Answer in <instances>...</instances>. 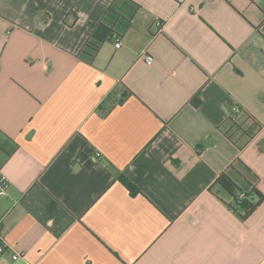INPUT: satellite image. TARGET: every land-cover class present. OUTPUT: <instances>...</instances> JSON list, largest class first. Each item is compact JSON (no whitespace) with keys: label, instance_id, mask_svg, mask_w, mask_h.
<instances>
[{"label":"crops","instance_id":"crops-1","mask_svg":"<svg viewBox=\"0 0 264 264\" xmlns=\"http://www.w3.org/2000/svg\"><path fill=\"white\" fill-rule=\"evenodd\" d=\"M127 1L0 0V264H264V0Z\"/></svg>","mask_w":264,"mask_h":264},{"label":"trees","instance_id":"trees-1","mask_svg":"<svg viewBox=\"0 0 264 264\" xmlns=\"http://www.w3.org/2000/svg\"><path fill=\"white\" fill-rule=\"evenodd\" d=\"M126 2L130 4L129 1L126 0ZM135 9L137 10L138 7L136 6ZM131 17V14L127 16L118 12L113 7L110 8L104 16L103 21L100 22L97 29L93 33V38L98 40V44L89 43L87 46L93 51L92 56H95V54L99 51L102 43L110 39V37L113 35L117 37L119 30H125L129 28ZM101 32L103 37L99 36V33ZM191 103L194 105V107L199 108L202 105L201 95H195L192 98ZM119 180L127 187L132 195H137L140 193L139 189L125 176L120 175ZM217 183L231 194L234 205L232 204L230 207L236 211L243 220L249 219L264 200V195L256 187L252 188L249 193H246L226 172L222 173L218 177ZM255 196L257 197L256 202L254 201Z\"/></svg>","mask_w":264,"mask_h":264},{"label":"built area","instance_id":"built-area-1","mask_svg":"<svg viewBox=\"0 0 264 264\" xmlns=\"http://www.w3.org/2000/svg\"><path fill=\"white\" fill-rule=\"evenodd\" d=\"M157 26L160 27L161 23L160 22L157 23ZM115 46L116 48H120L121 42L118 40ZM145 62L147 64H152L154 62V59L149 54H147L145 55ZM10 186H11V183L9 179L4 175H0V197H3L7 194ZM8 250H9V247L7 243L0 237V256L4 255ZM19 257H20L19 254L13 255L14 260L18 259Z\"/></svg>","mask_w":264,"mask_h":264}]
</instances>
